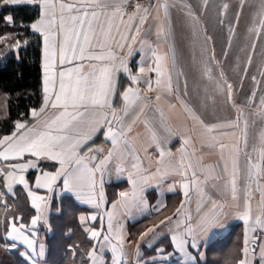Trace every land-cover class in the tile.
<instances>
[{
	"label": "snow or ice",
	"instance_id": "snow-or-ice-1",
	"mask_svg": "<svg viewBox=\"0 0 264 264\" xmlns=\"http://www.w3.org/2000/svg\"><path fill=\"white\" fill-rule=\"evenodd\" d=\"M0 3L4 6L27 4L36 7L37 18L28 25L21 22L19 27L30 29L32 34H38L43 39V103L38 109H30V124L17 120L11 135L0 138V159L11 162L5 169L6 193L14 195V186L23 185L28 190L31 208L36 214L31 217L29 227L22 222V216L11 215L9 205L3 202L5 220L0 222L4 224V247L15 249L18 243H22L28 251L21 255L27 256L31 264H41L45 250L43 244L37 250L35 229L41 222L48 223L51 196L37 195L24 175L29 169L39 168V161L54 162L53 166L58 167L54 171L41 170L35 177L36 189L52 193L62 181L64 192L99 212L107 203L103 176L110 162L115 159L116 170L120 172L124 170L123 162L130 158L133 161V171L128 175L131 188L120 191L118 198L112 202L111 210H104L107 217L106 232L102 217L99 230L85 229L90 239L96 242L87 252L91 264H107L103 258L106 249L111 252L112 264H124L123 258L127 255L126 233L119 218L133 209L143 211L147 208L145 185L156 175L182 178L181 188L185 200L176 209L175 228L169 229L172 233L171 244L184 258L182 264H196V257L188 248L198 251L200 236L219 223L220 217L224 215L226 205L205 191L209 184L222 195L228 196L232 206L238 210L237 215L245 224L244 258L238 264H251L248 259L249 231L255 232L257 227L264 231V88L259 87L255 83L256 77L252 76L254 86L250 96L242 105H237L233 95L234 86L228 82L223 69L219 71L218 77L213 75L212 66H220V61L215 54V38L201 24V11L194 12L191 5H183L186 9L183 13L185 32L184 27L174 25L170 13L171 9L178 7L174 0H156L147 6L140 3L133 6L128 0H79L77 3L0 0ZM246 4L251 9L247 36L252 39L246 64L251 65L256 41L264 38V0H239L234 21H227L225 43L226 49L232 48ZM133 7V11H127ZM200 8L206 13L209 0H203ZM229 8V3L225 2L217 9L216 24L221 29L226 24ZM3 19L6 25L16 26L13 15L9 14ZM10 39V35L4 33L0 35V44L14 50L19 58L21 48L26 47L29 41L21 40L19 33L14 44L9 43ZM179 40H183L191 50V67L199 73L201 80H207L202 95L200 91L196 93L202 104L208 106L211 101L214 105L217 95L224 96L236 109L234 120L205 122L194 107L182 99V96H189V87L182 64L183 56L178 47ZM137 41L142 57L138 72L134 73L127 59ZM125 47L128 48L127 55H120ZM226 49L222 45V55L227 60L229 51ZM236 67L239 69V64ZM121 71L127 74L130 84L119 93L122 106L117 109L114 107V98L118 95L117 77ZM242 71L246 76L248 68L244 67ZM147 73L155 74L154 84ZM260 75L264 76V71ZM257 91L262 94L259 106L253 107ZM172 97L192 120L191 127L185 125L183 128L182 147L177 150L180 153L178 159L170 149L165 148L171 137L178 134L169 118V114L176 111V104L171 102ZM246 109H252L251 115L257 117L261 125L250 151L249 129L257 121L253 119L250 122ZM141 124L144 131H136ZM101 131L112 145L103 158L93 154L94 151L102 152V149L94 150L88 146ZM161 131L166 135H161ZM138 144L145 155L148 147L153 145L159 151L153 176L148 175L142 167ZM187 146H191V151ZM205 149L218 152L216 164L206 162ZM26 156L35 160H25ZM97 174L100 176L99 186ZM174 187L170 186V190H174ZM193 191L198 197V212L205 202L211 204L207 211L198 216L195 224L186 209L191 199L190 192ZM256 191L260 196L254 215L251 200ZM161 207L164 205L155 210L159 212ZM86 219L81 216V223ZM90 219L96 221L98 217L92 215ZM172 222L173 217H165L159 224L141 232L140 240L150 233L155 239L160 235L158 229ZM148 246L151 247V244ZM135 254L137 258L141 255L139 245L136 246ZM259 255L264 264V245L260 246Z\"/></svg>",
	"mask_w": 264,
	"mask_h": 264
},
{
	"label": "crops",
	"instance_id": "crops-1",
	"mask_svg": "<svg viewBox=\"0 0 264 264\" xmlns=\"http://www.w3.org/2000/svg\"><path fill=\"white\" fill-rule=\"evenodd\" d=\"M56 2H66V3H77L79 0H56ZM156 0H150L149 3H155ZM163 2V0H161ZM174 2L178 5L177 8L171 9L170 13L174 22V25H178L181 27H184L185 25V17L183 15L184 11L186 9L183 8V5H191L192 10L195 12L197 10L201 11L200 20L202 26H206L208 29L209 34L213 35L215 38V54L217 57V60L220 61V66L213 65V75L218 77L219 71L221 68L225 72L226 78L228 82L232 83L234 86V99L238 106L242 105L245 101V99L250 96L251 91L253 90L254 82L251 80L252 76L256 77V84L259 85V87L264 88V76L260 75L261 71H264V38H261L256 41V48L255 52L252 53V63L251 65H247V56L251 52V43L252 39L248 38L247 36V27L251 23V9L247 7V4L245 5V8L243 10V14L241 16L239 25L237 27V37L233 41V46L231 49H226V43H225V37L227 35V21H234V15L235 12L238 10L239 6V0H209V8L206 13H203V10L200 8V6L203 3V0H174ZM229 3L230 8L228 10L227 14V20L226 24L223 26V29L217 26L216 24V15H217V9L222 3ZM148 3V4H149ZM148 4L144 5L147 6ZM12 6V5H9ZM18 6V5H16ZM38 11V10H37ZM37 11L35 14H37ZM37 18V17H36ZM127 19V17H125ZM33 21V20H32ZM32 21L28 22L30 24ZM30 30V29H29ZM184 31L186 32L187 29L184 27ZM31 32V30H30ZM219 33V36L217 34ZM36 37L39 38L40 42V67H41V89H42V95H43V69H42V62H43V39L38 34H34ZM143 36V33L141 34ZM154 35L152 36V40H154ZM130 42V41H129ZM14 43V42H12ZM222 45H224L225 49L229 51V57L226 60L224 56L222 55ZM6 46V45H5ZM178 47L180 48V51L183 56L182 64L184 71L187 73V79H188V87H189V96L183 97L187 103L190 104V106H193L196 110L197 114L205 120V122L209 123H216L221 122L225 120H234L236 118V109L231 106V103L226 100L224 96L217 95L215 97L216 103L213 105L211 101H209L208 106H204L200 100V97L197 96V91H200L201 95L203 93V87L207 83V80H201L199 73L195 71L191 67V50L187 46V44L183 40L178 41ZM209 48H212V45H209ZM241 49H244L241 51ZM128 48L125 47L122 52H120V55H127ZM142 57V52L140 49V43L137 41L135 44H133V51L130 57L127 59L128 65L132 68L133 72H138V68L140 66V61ZM237 64H239L240 68L237 69ZM244 67L248 68V73L245 76L243 74L242 69ZM148 76H151L153 84L155 82V74L154 73H147ZM183 80V77H182ZM118 81V87H117V93L118 95L114 98V107L119 109L122 106V100L119 97V93H121L125 88H127L130 84L129 79L127 78V74L121 71L118 74L117 77ZM211 91V86H209ZM261 92L257 91V97L255 100V104L253 107L259 106V100L261 96ZM149 95H152V93H149ZM171 102L176 104V111L169 114L170 123L171 125L178 130V134L175 136H172L170 139V142L165 145L166 149H170L174 156L178 159L180 156V153L177 151L182 147V139L181 135L183 134V128L185 125L188 127L192 126V120L190 117L187 116L186 113L182 112L180 104L178 101L175 100L174 97L171 98ZM43 103V98H42ZM41 103V105H42ZM252 109H246V114L249 117V120L255 119L256 125L254 127H250L249 129V151L251 150V145L254 141V137L257 135L259 128L261 125L259 124V119L257 117H254L251 115ZM32 118H30L27 123H31ZM241 127H243V121L241 122ZM136 131L143 132L144 128L143 125H139L136 128ZM135 132L133 133V135ZM161 135H166V133H163L161 131ZM143 139V137H141ZM89 147H92L94 150L96 148H100L103 151L96 153L94 151L93 154L100 156L103 158L107 155V150H109L112 145L110 141H107L103 135V131L98 132L94 137L93 141L89 142ZM197 148H199V144L196 145ZM138 149H140V145H137ZM188 150L191 151V146H187ZM86 150V149H85ZM139 156L141 157V163L142 167L147 170V174L150 176H153V174L156 173L157 165L155 161L159 158V151L155 148V146L148 147L147 155H145V152L143 149L139 150ZM204 155L206 156V162L211 164H216L219 160V154L218 152H209V150L205 149ZM32 159L35 160L33 157H25V160ZM3 166L5 169H7V166L11 162L3 161ZM40 164L39 168H33L27 170L24 175L30 185V188L32 191L36 192L37 195L41 196H51V202L55 199V201L59 202L60 199L63 196H68L70 199H72L79 207H83L86 209L85 215H79V219L81 216H85L88 219L85 220L86 222V228H95L99 230L101 228V217L103 218V227L106 232L107 230V217L104 215V210H111L112 202L118 198V194L120 191H128L131 188V185L128 182V175L129 172L133 171L131 165L133 161L129 158L128 160L123 162V171L117 172L116 170V164L117 161L114 159L110 162L108 166V171L103 176V191L105 194V198L107 203L102 206V210L97 212L96 209L91 207L90 205H87L85 203L76 201L74 197L70 196L68 193L64 192L62 189V181L59 183V185L56 187L54 192L48 193L45 189H36L35 188V177L36 175L40 174L41 170L43 171H54L55 167H58V165L53 166L54 162L50 161H39ZM222 163V162H221ZM243 163V160H242ZM100 182V176L97 174V183L99 186ZM182 178L179 176H153V178L150 180L148 184L145 185V204L147 205V208L143 211H137L133 209L130 213L121 215L120 222L124 225L125 233H126V250L127 255L123 258L124 264H137V260H139V263L144 260V264H161L166 258H176L179 263L183 262V257L181 254L177 251H175L173 245L171 244V232L169 229L175 228V220H176V209L180 207L181 202L185 200V197L183 195V190L181 188ZM175 185L174 190H170V186ZM253 188H255V185H253ZM20 190V193L24 196L25 199H22L21 196V202L26 208V205H28L31 208V200L27 195V189L23 187V185L16 184L14 186V195L11 193H6L7 197H10L12 199L17 198V192ZM4 191L5 189V183H4ZM205 191L215 200H217L219 203H223L226 205L223 212L224 215H222L219 219V223L208 229L205 233H203L200 236V246L199 250L192 249L191 247L188 248V251L196 257H204L205 250L211 249L213 252L216 248H222V246L217 245L215 246L216 241H219V239H223L224 237H229L232 239H238L241 241V252H242V258L243 256V247H244V234H245V224L242 219L239 218L237 215V209L232 206V202L230 198L226 195H222L220 192H218L215 188H212L211 185L207 186L205 188ZM20 196V195H19ZM259 192L256 191L253 194V198L251 200L252 208H253V214H256V211L258 209V201H259ZM190 201L186 205V209L188 214L192 217V223L195 224L197 221V218L200 214L207 211L211 204L208 202H205L204 206L201 208L200 212L197 211V203H198V197L196 193L190 192ZM59 205V203H57ZM161 205H164V207H161V210L157 212L155 209L157 207H160ZM241 206H243V200H241ZM22 208V209H24ZM32 209V208H31ZM33 215H35V210ZM51 212V205L50 210L48 213ZM32 215V216H33ZM92 215H97L98 219L96 221H92L90 217ZM173 217V222L168 223L165 226H161L158 231L160 232V235L157 236L155 239H153V234H149L147 237H145L143 240H140V235L138 236L136 241H133L130 237V224L139 221V220H146L150 222L149 227H153L154 225L159 224L160 220L165 219V217ZM144 220V221H145ZM30 221L27 225L30 227ZM80 221V220H79ZM19 223V221H18ZM84 223V222H83ZM146 228V229H147ZM145 229V230H146ZM144 230V231H145ZM232 232V233H230ZM88 237L90 239V234L87 232ZM249 256L248 259L250 260L251 264H262V261L260 259V246L264 245V231H262L259 227L256 228L255 232L249 231ZM252 242L256 243L255 252L250 249V244ZM93 246L96 244L95 241H93ZM22 246H24L22 243H18ZM151 244V247L148 245ZM139 245L141 256L139 258L136 257V246ZM214 246V247H213ZM155 247V252L153 253V256L151 258L141 259L143 254V248L152 249ZM218 248V249H219ZM159 249H163V252H160ZM99 254V249H98ZM103 258L107 261V264H112V255L110 250H105L103 252ZM87 264H91V262L88 260Z\"/></svg>",
	"mask_w": 264,
	"mask_h": 264
},
{
	"label": "trees",
	"instance_id": "trees-1",
	"mask_svg": "<svg viewBox=\"0 0 264 264\" xmlns=\"http://www.w3.org/2000/svg\"><path fill=\"white\" fill-rule=\"evenodd\" d=\"M36 11V7L27 4L4 6L0 3V35L8 33L11 37L10 44L15 43L17 33L21 40L29 41L26 47L21 48L19 58L14 50L0 44V98L4 111L3 117L0 118V137L10 134L15 129L17 120L28 121L31 117L30 109H38L42 103L39 38L29 29L19 27L21 22L28 25V22L34 20L37 17ZM9 14L13 15L16 21L15 27L4 22L3 17ZM17 192V198H11V215L22 216V222L28 224L34 211L28 205L24 208L21 200L25 198L20 190ZM81 214L85 215L86 209L79 207L68 196H63L59 202L52 200L51 212L48 213V228L45 232V259L49 264H87V252L92 249L94 243L85 231L86 222L79 221ZM144 220L130 224V237L133 241L149 226V220ZM217 245L222 248L218 247L219 249L216 248L213 252L212 248L205 250L204 257L197 256L196 264H238L242 257L241 241L226 236L216 241L215 246ZM155 251V247L143 248L141 259L151 258ZM7 255L12 264H31L19 251L8 252ZM166 264L181 263L176 258H169Z\"/></svg>",
	"mask_w": 264,
	"mask_h": 264
},
{
	"label": "rangeland",
	"instance_id": "rangeland-1",
	"mask_svg": "<svg viewBox=\"0 0 264 264\" xmlns=\"http://www.w3.org/2000/svg\"><path fill=\"white\" fill-rule=\"evenodd\" d=\"M3 115H4L3 101L0 98V118H2ZM23 122L27 123V121H23ZM11 133L10 134H6V135H11ZM3 136H5V135H3ZM3 136L0 137V138H3ZM0 171L2 172V175L0 176V221H4L5 220V214H4V209H3V202H6L9 205L10 213H11V211H13V208H12V204L13 203H12L11 198L7 197L6 196V192L4 191L5 168L3 166L2 159H0ZM8 218L10 219L11 215ZM30 220H31V218H30ZM28 222H29V220H28ZM47 226H48L47 224H45L44 222H41V223H39L37 225V227L35 229V231L37 232V236L35 238L36 239L37 250H39L40 245L43 244L44 245V250L46 251V247H45V236L46 235H45V232L47 231V228H48ZM3 230H4V224L2 222H0V245L2 246V247L0 246V264H2V263H4V264H12V262L10 261V257L7 255L8 252L11 253V252H18L19 251L20 253H23V252L28 251V249H27V247L25 245L22 246L20 244H18L15 249H6L4 247L5 241L2 239V237L4 235V231ZM45 251H44V256L41 257V264H49L46 261V259H45ZM1 253H3V255H1ZM24 257L27 258V256H24ZM6 259H7V261L5 262ZM174 259H175V257H174ZM168 261H169V259L166 258L163 262H161V264H164V263L166 264ZM30 263H31V261H30ZM87 263H88V261H87ZM139 264H144V260H142V262L139 263Z\"/></svg>",
	"mask_w": 264,
	"mask_h": 264
},
{
	"label": "built area",
	"instance_id": "built-area-1",
	"mask_svg": "<svg viewBox=\"0 0 264 264\" xmlns=\"http://www.w3.org/2000/svg\"><path fill=\"white\" fill-rule=\"evenodd\" d=\"M128 2L131 4V5H135L136 3H140L142 5H146L150 2V0H128ZM134 10V7L133 8H129L127 9V11L131 12ZM2 175V172L0 171V176Z\"/></svg>",
	"mask_w": 264,
	"mask_h": 264
},
{
	"label": "water",
	"instance_id": "water-1",
	"mask_svg": "<svg viewBox=\"0 0 264 264\" xmlns=\"http://www.w3.org/2000/svg\"><path fill=\"white\" fill-rule=\"evenodd\" d=\"M255 247H256V243L255 242H252L251 243V250L253 251V249H255Z\"/></svg>",
	"mask_w": 264,
	"mask_h": 264
}]
</instances>
